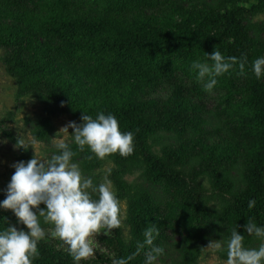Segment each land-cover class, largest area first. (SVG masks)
<instances>
[{"label": "trees", "instance_id": "1", "mask_svg": "<svg viewBox=\"0 0 264 264\" xmlns=\"http://www.w3.org/2000/svg\"><path fill=\"white\" fill-rule=\"evenodd\" d=\"M260 14L264 0H0L1 59L16 80L17 99L32 95L46 105V114L25 119L35 140L56 153L54 111L78 124L84 113H111L122 132L134 133L131 155L105 158L118 200L126 203L129 237L122 226L92 236L101 246L80 264L118 258L145 264L148 228L158 230L154 245L165 254L156 261L165 264H197L205 245L227 241L235 229L244 247L260 246L244 227L249 221L264 226V77L252 71L264 57ZM214 50L237 62L209 91V77L200 79L191 66H211L205 53ZM157 91L171 95L147 99ZM3 132L17 144L11 130ZM72 132L73 162L97 184L95 171L105 159L87 146L79 151ZM18 148L19 161L33 158L29 148ZM134 174L137 184L125 178ZM40 220L46 239L33 264H74L54 225ZM8 226L26 230L10 209H0V230ZM219 256L227 260L226 253Z\"/></svg>", "mask_w": 264, "mask_h": 264}, {"label": "clouds", "instance_id": "2", "mask_svg": "<svg viewBox=\"0 0 264 264\" xmlns=\"http://www.w3.org/2000/svg\"><path fill=\"white\" fill-rule=\"evenodd\" d=\"M205 55L214 62L211 66L194 61L191 67L197 70L200 79L209 77L205 88L210 91L217 83L215 77L228 72L237 58H226L219 50ZM240 69L243 73V63ZM252 71L257 79L264 77V57L253 62ZM81 120L80 124L70 122L63 128L66 133L69 127L73 129L72 140L79 151L87 146L100 160L116 153L127 157L134 152V133L122 132L115 115L100 112L93 118L84 113ZM29 145L32 146L31 140L18 138L17 147L27 150ZM54 146L57 151L50 158L33 157L13 165L15 171L4 190L5 198L0 200V209H10L26 230L15 226L0 230V264H33L39 257V241L46 239L41 217L44 223L54 225L53 234L68 246L74 264L95 256L96 248L90 237L100 232L107 236L121 227L120 202L108 179L111 169L104 182L96 184L73 162L77 153L65 140H57ZM93 194H97L98 199H94ZM41 204L45 207H40ZM254 206L255 200L249 201V207ZM244 227L249 236L262 241L258 248L244 247V235L236 229L227 241L213 240L204 248L216 255L226 253V264H264V226L249 221ZM144 235L141 247L150 246L145 264H155L157 257L165 254L163 247L154 245L158 230L148 228ZM128 259H114L113 264H128Z\"/></svg>", "mask_w": 264, "mask_h": 264}, {"label": "rangeland", "instance_id": "3", "mask_svg": "<svg viewBox=\"0 0 264 264\" xmlns=\"http://www.w3.org/2000/svg\"><path fill=\"white\" fill-rule=\"evenodd\" d=\"M256 20H263L264 21V14H260L256 17ZM2 56L3 51L0 50V191H3L10 179L13 175L15 168L13 165L16 162H19V148L16 146L17 144L11 141L6 134H4L3 130L8 129L13 132V136L16 140L18 138H22L25 140H31L32 146L29 145L28 148L31 150V154L33 157L36 158H50L52 155L48 152V148L45 143L39 142L35 140L32 135L30 134L28 125L25 124L26 118L35 119L45 113L46 105L42 104L32 95H25L20 99H17V83L16 80L5 71V66L2 63ZM180 75H174L173 78L180 81ZM181 85L186 87H191V85L186 82L182 81ZM171 95V91H157L156 93L152 94L147 99H166ZM216 93H211L209 96H214ZM211 101H208L210 103ZM52 122L54 124L56 134L53 138V142L57 140H65L69 142L70 134L64 132L63 128L69 125L70 122H75L78 124V120L69 114L61 113L58 111H54L50 114ZM71 130V127L68 128V131ZM191 134L187 133V137H191ZM156 152H161V145H155ZM241 167V166H240ZM112 168V163L105 159L103 164L100 168L95 171V175L97 176V184L104 182L105 175L108 172V169ZM245 171L246 169H242ZM232 172L231 174H233ZM236 174V173H235ZM234 174V175H235ZM137 174L126 176V180L129 183H139L136 180ZM108 179L109 175H108ZM111 181V180H110ZM112 183V181H111ZM201 183L205 186V189L209 191L210 184L207 179H201ZM113 186V184H112ZM114 189V186H113ZM115 191V189H114ZM217 199H211L210 204H213L214 201ZM121 207V219L122 223L121 226L123 227V234L126 238L129 237L128 234V227L125 223L126 219V203L124 201L120 202ZM179 229V227H177ZM176 238L179 239V235H176ZM92 245L97 249V246H101L97 240L92 237L89 238ZM205 245V247H207ZM155 264H165L160 263L159 261H155ZM197 264H226V260L222 259L219 254H213L211 250L204 248L202 249L201 255Z\"/></svg>", "mask_w": 264, "mask_h": 264}]
</instances>
